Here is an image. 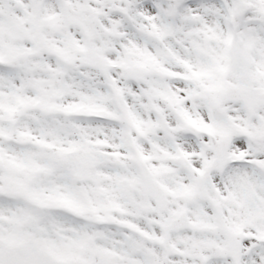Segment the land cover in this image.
I'll use <instances>...</instances> for the list:
<instances>
[{
	"label": "snow or ice",
	"instance_id": "obj_1",
	"mask_svg": "<svg viewBox=\"0 0 264 264\" xmlns=\"http://www.w3.org/2000/svg\"><path fill=\"white\" fill-rule=\"evenodd\" d=\"M0 264H264V0H0Z\"/></svg>",
	"mask_w": 264,
	"mask_h": 264
}]
</instances>
